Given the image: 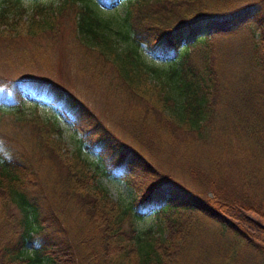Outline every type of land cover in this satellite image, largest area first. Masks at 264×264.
Listing matches in <instances>:
<instances>
[{
  "label": "trees",
  "instance_id": "obj_1",
  "mask_svg": "<svg viewBox=\"0 0 264 264\" xmlns=\"http://www.w3.org/2000/svg\"><path fill=\"white\" fill-rule=\"evenodd\" d=\"M122 1L114 30L97 9ZM122 1L38 2L28 13L21 0H5L0 39L56 36L71 19L73 41L113 74L105 90L119 92L112 97L133 109L129 123L147 146L163 144L171 157L163 160L181 165L184 181L133 148L120 154L99 115L64 88L15 81L17 112L0 107V264H189L201 236L217 251L202 264H264V0ZM140 45L168 68L147 66ZM24 92L55 105L100 162L119 165L136 198L113 201L98 163L80 146L65 151L54 121L24 113ZM22 124L33 127L30 138ZM148 210L156 227L136 231L133 220Z\"/></svg>",
  "mask_w": 264,
  "mask_h": 264
},
{
  "label": "rangeland",
  "instance_id": "obj_2",
  "mask_svg": "<svg viewBox=\"0 0 264 264\" xmlns=\"http://www.w3.org/2000/svg\"><path fill=\"white\" fill-rule=\"evenodd\" d=\"M59 1L21 0V3L27 7L28 13H30L31 9L38 2L57 3ZM4 4L5 0H0V8ZM92 7H94L93 4ZM124 8L125 2L122 1L117 6H103L98 8L97 11L104 19L111 22L114 30H117L123 17ZM72 24L71 19L62 20L56 36L45 34L43 37L35 39L27 37L16 40L0 39V107L12 114L17 112L15 105H17L19 99L14 94H11L12 85L15 81L39 79L56 84L72 93L99 115L107 130V134L117 141L119 146L118 152L120 154L123 155L124 148L128 150L133 148L151 160L158 169L163 171L169 170L179 178L180 182L184 181L185 169L181 165L173 167V163L163 160L164 158L171 159L170 156L163 152V144L161 148L159 146H147L143 139L147 137L146 132L144 134L137 133L134 124L129 123L134 120L131 113L133 109L126 111L124 102L112 97L113 94L118 96L119 92L112 91L113 94H111V92L105 90L104 85L108 84V78H113V74L105 71L102 74L99 62H95L91 57H87L84 48L73 41L71 35ZM138 54L147 66H153L157 69H167L169 66L168 62L151 54L144 45L138 47ZM189 61H192L191 56H189ZM97 73L99 75L96 79L94 75ZM113 87L114 85L109 84V90H113ZM23 95L25 114L32 115L36 113L43 119L51 122L54 121L56 126L62 129L65 151L73 150L80 146L82 156L92 166L96 163L99 164L97 181L107 190L108 195L113 201L127 205L136 198L135 189L126 184L124 179L120 177L121 167L115 164V166L111 167L100 162L95 149L91 148L88 142L80 145L78 140L80 139V132L74 128L71 121L65 118L55 105L43 103L42 100L36 102L29 92H24ZM133 103L135 104L134 100L131 101L130 105L128 102L126 105L132 107ZM18 130L23 137L30 138L34 129L29 124H22L18 126ZM137 138L142 139L144 143ZM18 140L22 142L19 136ZM11 143L13 142L11 141ZM110 155L109 149H106L104 158L108 159ZM121 156L119 155V157ZM125 157V161H127V156ZM50 163L56 166L59 172L63 171L56 158ZM170 165L172 167L168 168ZM157 222L158 220L154 212L148 210L143 217L133 220V226L136 231L141 232L148 227L154 229ZM203 239L204 236L194 238V248L189 251V264H202L205 258L209 261H212L214 258L217 259L216 249H209L208 244L201 246Z\"/></svg>",
  "mask_w": 264,
  "mask_h": 264
}]
</instances>
